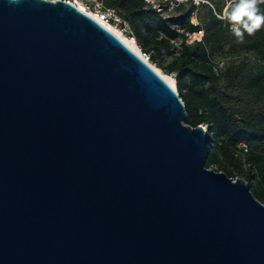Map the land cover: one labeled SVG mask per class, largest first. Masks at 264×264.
<instances>
[{
    "label": "water",
    "instance_id": "obj_1",
    "mask_svg": "<svg viewBox=\"0 0 264 264\" xmlns=\"http://www.w3.org/2000/svg\"><path fill=\"white\" fill-rule=\"evenodd\" d=\"M111 31L0 0V264H264V203Z\"/></svg>",
    "mask_w": 264,
    "mask_h": 264
},
{
    "label": "trees",
    "instance_id": "obj_2",
    "mask_svg": "<svg viewBox=\"0 0 264 264\" xmlns=\"http://www.w3.org/2000/svg\"><path fill=\"white\" fill-rule=\"evenodd\" d=\"M102 2L128 23L130 39L149 61L173 76L185 105L184 123L208 126L206 167L216 165L228 177L243 178L264 203V25L238 38L227 19L231 9L227 5L221 18L223 6L217 0ZM170 2L174 6L165 13ZM258 7L264 12V3ZM191 33L197 38L189 41ZM241 51L253 53L261 63L249 69L235 62L217 67ZM241 142L247 151L237 147Z\"/></svg>",
    "mask_w": 264,
    "mask_h": 264
},
{
    "label": "built area",
    "instance_id": "obj_3",
    "mask_svg": "<svg viewBox=\"0 0 264 264\" xmlns=\"http://www.w3.org/2000/svg\"><path fill=\"white\" fill-rule=\"evenodd\" d=\"M73 6H75L78 10L84 12L88 16L95 19L98 23H100L103 27L107 29V25L115 27L119 29L122 34L134 38L132 34L129 33L130 28L128 23L123 20L113 9L107 8L102 0H63ZM142 52L141 58L148 62V55ZM203 127L204 132H206L209 137L211 133L208 130L207 125H201ZM237 147L243 151H247V147L245 143H239Z\"/></svg>",
    "mask_w": 264,
    "mask_h": 264
},
{
    "label": "clouds",
    "instance_id": "obj_4",
    "mask_svg": "<svg viewBox=\"0 0 264 264\" xmlns=\"http://www.w3.org/2000/svg\"><path fill=\"white\" fill-rule=\"evenodd\" d=\"M15 2V0H13ZM264 0H229L227 19L232 24V32L235 36L243 39L246 31L252 35L264 25V12H261L258 5Z\"/></svg>",
    "mask_w": 264,
    "mask_h": 264
},
{
    "label": "rangeland",
    "instance_id": "obj_5",
    "mask_svg": "<svg viewBox=\"0 0 264 264\" xmlns=\"http://www.w3.org/2000/svg\"><path fill=\"white\" fill-rule=\"evenodd\" d=\"M187 1V0H184ZM195 2H197V0H194ZM218 5H222L223 9L221 14H219V16L221 18H224V14L225 11L227 10V5H228V0H217ZM174 6V3L170 2L169 3V8L166 10L165 13H167L171 7ZM193 21H196L195 17L192 18ZM125 35V34H124ZM198 37H202V32L200 34H198ZM197 37L194 35V33H191L188 36V40L192 41L194 39H196ZM232 55V56H231ZM230 56L221 59V61L219 62V64L217 65V67H222V65H224L225 63H231V62H235V63H240V66L246 69H249L251 67H256L257 65H259L261 62L259 60H257L256 56L253 53H245V52H238V54L236 53H232ZM214 59H219L218 57L214 58ZM150 62V61H149ZM151 63V62H150ZM209 169H216V165H211L208 167Z\"/></svg>",
    "mask_w": 264,
    "mask_h": 264
},
{
    "label": "bare ground",
    "instance_id": "obj_6",
    "mask_svg": "<svg viewBox=\"0 0 264 264\" xmlns=\"http://www.w3.org/2000/svg\"><path fill=\"white\" fill-rule=\"evenodd\" d=\"M107 29L109 31H111L114 35H116L123 43H125L132 51H134L137 55H139L140 57L142 56V52L139 48L138 45H136L131 39L130 37L122 34L119 29L109 26L107 25ZM148 64H150L155 71L169 84L171 85L174 89H176V84H175V80L173 78L172 75L166 74L164 73L160 68L156 67L154 64L150 63L149 61L147 62Z\"/></svg>",
    "mask_w": 264,
    "mask_h": 264
}]
</instances>
